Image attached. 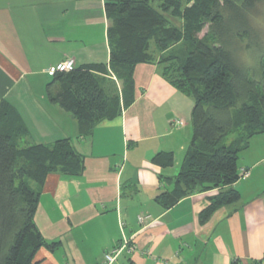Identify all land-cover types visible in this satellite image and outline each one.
<instances>
[{
  "label": "crops",
  "instance_id": "obj_1",
  "mask_svg": "<svg viewBox=\"0 0 264 264\" xmlns=\"http://www.w3.org/2000/svg\"><path fill=\"white\" fill-rule=\"evenodd\" d=\"M108 1L0 0V100L26 128L20 146L69 138L84 157L81 175L46 176L34 224L58 246L40 247L34 261L102 264L106 250L130 239L134 249L111 264H264V153L239 165L249 170L231 186L239 200L219 207L203 224L199 213L217 189L183 197L169 209L155 201L172 188L164 178L179 171L192 134V99L166 81L157 63L134 67L132 103L98 122L88 137H79L72 115L48 100L50 66L67 57L76 67L107 66ZM107 77L118 89L115 77ZM159 152H171L173 164L156 165L152 159ZM144 214L151 219L139 224L137 216Z\"/></svg>",
  "mask_w": 264,
  "mask_h": 264
},
{
  "label": "trees",
  "instance_id": "obj_2",
  "mask_svg": "<svg viewBox=\"0 0 264 264\" xmlns=\"http://www.w3.org/2000/svg\"><path fill=\"white\" fill-rule=\"evenodd\" d=\"M256 4L264 7V0L108 1L107 66H75L51 75L47 98L72 115L78 136L85 138L98 122L115 118L132 103L134 67L157 63L166 81L192 99V134L179 171L164 178L172 188L155 201L169 209L183 197L217 189L199 213L203 224L219 207L239 200V192L231 187L239 180L238 154L264 133V55L253 57L261 69L256 77L244 66L248 61L238 62L236 50L252 48L248 13ZM108 75L115 77L118 89ZM53 84L58 86L55 93L50 90ZM25 134L16 110L1 99L0 264H36L34 254L40 247L54 251L58 242L46 241L34 224L42 186L49 173L79 176L84 170V157L69 138L20 146ZM152 161L168 167L173 155L159 152Z\"/></svg>",
  "mask_w": 264,
  "mask_h": 264
},
{
  "label": "rangeland",
  "instance_id": "obj_3",
  "mask_svg": "<svg viewBox=\"0 0 264 264\" xmlns=\"http://www.w3.org/2000/svg\"><path fill=\"white\" fill-rule=\"evenodd\" d=\"M248 19H249V24H250V29L253 31V33L251 34V43H252V48H249L248 50H244L243 48L238 49L236 48L238 54V62H240V64L244 65V61H248L246 66L248 69V72L250 73V75L254 76H259L260 73V67L258 62L254 61L253 57L257 60L259 54L264 55V52H261V50H264V7L261 4H256L252 10L249 11L248 13ZM240 22V19L237 21ZM173 23H175L176 25H179L180 22L179 21H174ZM234 25H237V23H235ZM233 26H230V28H232ZM207 28H204L203 31L199 34V36H202L204 34V32L206 31ZM256 40V42H255ZM241 46V45H240ZM257 54V55H256ZM250 78H252L253 80L256 81V79H254L253 77L249 76ZM263 85V81L260 83V85ZM57 85L53 84L50 88V90L55 91L56 90ZM191 133H192V129L191 126H189ZM234 137L233 134L228 135L225 139V143H228L232 138ZM264 153V133L263 134H258L255 135L251 141L250 144L248 146L247 149L242 150L239 154H238V165H240L242 162L244 161H248L250 162L249 165L254 161L255 158H258L259 156H261ZM263 166V165H262ZM31 186L33 187V183H31Z\"/></svg>",
  "mask_w": 264,
  "mask_h": 264
},
{
  "label": "built area",
  "instance_id": "obj_4",
  "mask_svg": "<svg viewBox=\"0 0 264 264\" xmlns=\"http://www.w3.org/2000/svg\"><path fill=\"white\" fill-rule=\"evenodd\" d=\"M75 67V62L73 58L67 57L64 60L58 62L57 64L50 66L47 69V72L50 75H53L57 72H68L72 70ZM178 120H174V125H178ZM238 176L240 179H245L249 176V170L248 168L241 167L238 170ZM150 215L144 214L137 216V221L139 224H144V222L149 221ZM134 249L132 246V240L130 239H123L120 243H117L116 245L112 246L110 249L106 250L103 253V263L102 264H111L115 259L118 257V255L123 251L127 250L128 252H131ZM264 262V261H262Z\"/></svg>",
  "mask_w": 264,
  "mask_h": 264
}]
</instances>
